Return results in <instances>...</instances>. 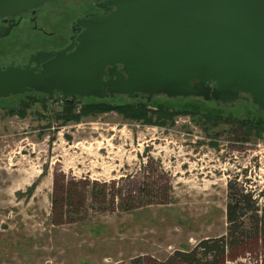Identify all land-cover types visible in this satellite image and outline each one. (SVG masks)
Listing matches in <instances>:
<instances>
[{
  "label": "rangeland",
  "instance_id": "rangeland-1",
  "mask_svg": "<svg viewBox=\"0 0 264 264\" xmlns=\"http://www.w3.org/2000/svg\"><path fill=\"white\" fill-rule=\"evenodd\" d=\"M97 101L131 98L81 104ZM159 106L206 113L216 104L160 96L148 105L156 122ZM44 110L38 120L0 119V264H163L227 233L231 180L264 191V125L243 138L238 124L264 122V111L245 100L216 111L235 121L217 126L191 113L148 124L114 109L66 120L56 100ZM263 252L243 250L226 264H261Z\"/></svg>",
  "mask_w": 264,
  "mask_h": 264
},
{
  "label": "water",
  "instance_id": "water-1",
  "mask_svg": "<svg viewBox=\"0 0 264 264\" xmlns=\"http://www.w3.org/2000/svg\"><path fill=\"white\" fill-rule=\"evenodd\" d=\"M46 1L0 0V14ZM106 5L117 9L73 26L74 36L84 26L76 43L38 52L27 68L0 70V96L38 89L65 98L164 95L232 106L247 98L264 111V0H108L98 6ZM13 25H1L0 36Z\"/></svg>",
  "mask_w": 264,
  "mask_h": 264
},
{
  "label": "flooded vegetation",
  "instance_id": "flooded-vegetation-1",
  "mask_svg": "<svg viewBox=\"0 0 264 264\" xmlns=\"http://www.w3.org/2000/svg\"><path fill=\"white\" fill-rule=\"evenodd\" d=\"M106 1L108 0H49L40 6L30 7L26 11L17 14H0V26L3 25L8 28L9 25L17 24L13 25L5 35L0 36V70L5 72V67L12 65L13 68L17 65L22 69L27 68L31 57L37 55L38 52H57L68 47L73 42L76 43L78 36L84 31V26L79 25L80 31L75 36L74 33H71L73 26L77 25L79 19L83 20L87 15L93 13L108 15L117 9L115 5H106V7H112L107 9L106 7L98 6ZM161 96L165 99L172 98ZM243 96L245 97L246 94H243ZM87 97L98 98L95 96L65 98L57 90H55L53 96H50L48 93L38 89H26L21 93L0 96V119L4 116V118L8 119L16 118V121L19 122L26 119L27 116L32 117V114H34L36 120L42 119L44 114L47 115L44 107H48L55 100L61 104H65L69 100H76L81 103ZM158 97L160 96L153 97L151 101ZM105 98L114 97L98 99ZM194 98L204 100L203 97ZM139 99L146 100L147 98L139 96L133 100ZM241 100H245L253 106L247 98ZM207 102H214L223 108L233 107L231 103H219L215 100ZM253 107L261 110L256 106ZM244 134L245 128L243 127L242 137H248Z\"/></svg>",
  "mask_w": 264,
  "mask_h": 264
},
{
  "label": "trees",
  "instance_id": "trees-1",
  "mask_svg": "<svg viewBox=\"0 0 264 264\" xmlns=\"http://www.w3.org/2000/svg\"><path fill=\"white\" fill-rule=\"evenodd\" d=\"M194 98V97H193ZM101 101L95 103L81 104L76 100L66 101V120L75 118L80 120L81 111L88 113L96 110H116L124 116L133 120L142 121L143 123L164 124L167 119L172 120L176 114L191 113L194 116L200 115L201 124L218 125L219 121H227L234 123V118L221 117V113H217L221 108L216 104L215 108L208 109L206 113H200L198 110L188 109L185 111L178 110L174 112L167 107L159 106V110L155 112L159 122L153 121L151 115L152 110H148L150 102L146 99L131 100L125 104L96 106ZM93 105V106H92ZM80 107V113H76V109ZM190 110V111H189ZM217 111V112H216ZM203 120V121H201ZM77 121V122H78ZM173 121V120H172ZM245 128V134L250 136L253 131H260L264 122L253 119H240L239 122ZM228 200L226 204L227 233L221 236L202 239L195 247L184 251L178 250L172 254L163 264H226L229 257L234 258L241 254L243 250H264V191L259 196L253 191L236 181H230L228 185ZM85 199V195L84 198ZM55 199H53V202ZM57 206L54 203V209ZM68 210L61 211V217L67 215ZM260 263L264 264V252L260 254ZM131 264H143L142 258H135Z\"/></svg>",
  "mask_w": 264,
  "mask_h": 264
}]
</instances>
